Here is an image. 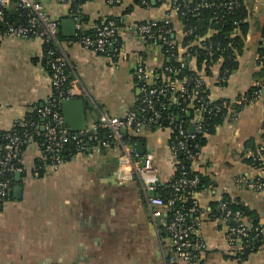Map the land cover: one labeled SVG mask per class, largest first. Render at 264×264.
Segmentation results:
<instances>
[{"label":"crops","instance_id":"obj_1","mask_svg":"<svg viewBox=\"0 0 264 264\" xmlns=\"http://www.w3.org/2000/svg\"><path fill=\"white\" fill-rule=\"evenodd\" d=\"M246 4L249 14L239 31L243 50L238 68L224 83L219 81L218 67L213 75L205 70L200 73L211 100L227 99L234 104L264 81V68L258 62L264 49V0H246ZM45 7L51 18L60 20L70 74L78 77L98 106L85 100L87 127L97 122L98 108L118 118L136 108L141 95L135 80L138 56H145L151 75L167 62L161 46L147 44L130 26L169 17L179 52H185L172 0L148 7L138 0L114 4L88 0L75 21L85 32H93L104 20H114L123 44V51L114 58L69 42L66 33L74 25L68 22L67 5L51 0ZM46 58L38 39L0 38V137L54 95ZM195 61L189 64L191 69ZM263 128L264 97L259 104L239 110L235 118L229 115L207 136L192 164L194 171L213 183L198 198L202 222L198 237L206 245L201 264H264V195L238 183L240 178L252 180L257 175L252 156L264 146ZM135 135L136 146L142 145L139 153L154 155L160 182H170L179 163L170 149L172 130L144 128ZM39 143L24 142L19 155L23 171L15 175L8 197L0 200V264H166L168 243L151 216L141 185L136 180L120 182L117 152L67 151L57 168L46 165L35 176L33 169L42 161ZM224 197L258 215L262 239L257 249L246 252L241 242L230 243L226 229L212 219L213 206ZM245 219L251 227L253 221Z\"/></svg>","mask_w":264,"mask_h":264},{"label":"built area","instance_id":"obj_2","mask_svg":"<svg viewBox=\"0 0 264 264\" xmlns=\"http://www.w3.org/2000/svg\"><path fill=\"white\" fill-rule=\"evenodd\" d=\"M51 0H0V38L16 37L22 39H38L46 48L48 63L46 66L49 80L53 88L59 89L67 85L65 90L60 91L58 97H51L45 106L36 112L41 118L40 123L21 121L14 125L2 138H0V200H5L10 194L14 178L21 173L23 168L16 163L22 145L26 140L40 139L42 151L41 160L45 166H37L33 169L34 175L38 176L41 169L49 165L57 168L64 159V151L69 145L75 146L76 153H83L90 150L102 151L113 150L118 153L120 182L136 180L142 187L148 209L155 224L160 227L164 242L168 243L166 252V264H201L200 258L206 251V245L198 237V231L202 225L199 216L190 223V213L198 212V208L185 211L184 207H177L169 218L167 215L176 205V197L164 199L154 194L160 185L159 173L154 165V155L146 153L141 155L136 143L130 142L125 137L127 131L140 132L144 128L155 126L156 129L168 128L176 132L170 143V149L175 156L180 153L185 155L186 160L193 162L200 156V146L194 144L190 147V140L195 139L197 134L203 132L205 113L201 93L207 90L202 75L196 78L186 77L171 78L166 72H172L173 68L165 67V72L159 70L151 75L146 69L145 56L137 58L135 80L140 90V101L136 106L142 115L134 109H130L122 118L113 117L98 108L97 122L87 127L84 131L72 132L64 122L61 111V103L64 100L82 99L94 103L98 107L84 86L76 76H70L67 72L70 62L66 59L60 39L58 38L59 23L51 18L46 10V3ZM68 6L69 16L73 17L71 6L78 4L81 0H54ZM110 3H119L121 0H108ZM142 6L148 7L149 0H140ZM238 5V0H234ZM178 14V8L173 7ZM82 24L76 25V33L69 42H76L82 47L92 50L95 53L117 57L123 51V44L118 42V28L114 20H104L91 34L80 35ZM140 38H143L149 45L155 46L159 39L163 38L167 48L169 59H177L181 55L176 40H170L167 35L175 37V30L171 26L170 18L162 21H146L129 27ZM183 32V31H182ZM196 59V58H194ZM261 67L264 68V55L258 58ZM185 66V65H184ZM178 73V70H175ZM220 81V79H219ZM193 82V95L189 91V85ZM264 81L253 88L249 94L241 95L235 101V105L244 108L249 105L259 104L264 97ZM163 97L173 99V102L162 101ZM196 100L198 106L194 108L195 115L191 125L181 121L180 116L176 117L177 123L170 117L169 122L164 119L162 109L166 106L178 104L180 100ZM203 106V107H202ZM228 112L231 118H235L236 111L229 106ZM219 109V107H218ZM149 114H144L145 112ZM185 111V110H184ZM189 113V112H188ZM193 132L189 133V128ZM100 129L108 132L107 139H100L97 135ZM264 132V128H263ZM206 133H204L205 135ZM88 142L95 143L89 146ZM252 165L257 175L252 180L240 178L238 183L245 184L251 190L264 195V146H260L252 156ZM43 169V170H44ZM199 178L181 176L172 186L176 192L196 188ZM198 203V202H197ZM196 204V201L194 202ZM225 200L217 202L216 212L219 216H212V219L223 225L226 229V237L230 243L241 242L247 246L250 242L249 225L241 212L231 209ZM200 215V210H199ZM195 236V237H194Z\"/></svg>","mask_w":264,"mask_h":264},{"label":"trees","instance_id":"obj_3","mask_svg":"<svg viewBox=\"0 0 264 264\" xmlns=\"http://www.w3.org/2000/svg\"><path fill=\"white\" fill-rule=\"evenodd\" d=\"M88 0H81L76 5H72V13L73 17L80 18L81 11L83 5ZM166 0H149V5L153 2H164ZM140 3V0H138ZM173 7L178 8V17L181 23V28L183 31V39L182 46L185 48V52L179 56L177 59H169L167 56V48L164 44L163 38L159 39L157 44L162 47V50L166 56L167 62L164 66L159 70L160 73L165 72V67L173 68L172 72H166V74L175 79V78H186L193 77L196 78L199 76L202 70H205L207 75H213V70L215 67L219 69V79L220 82L224 83L226 79L238 68L239 65V55L243 50V43L239 31L243 26L244 21L248 17L249 9L246 4V0H238V5L234 4V0H172ZM112 20V19H107ZM59 23V32L58 38H63L60 33V20H57ZM102 23V22H101ZM172 26V24H171ZM173 28V26H172ZM95 31V30H94ZM93 31V32H94ZM80 35L91 34V32H85L83 27L80 31ZM164 37H168V39H172L175 41V37H171V35H167ZM70 40V39H69ZM119 45L121 39L118 38ZM46 51V48H45ZM264 55V49L262 51L261 56ZM47 56V55H46ZM196 58V66L195 69H191L189 64L192 60ZM48 63V57L46 58V66ZM184 65H187V68H184ZM175 70L179 72L176 73ZM68 74L72 76L67 70ZM67 85L62 86L59 89H54L53 97H58L60 91L65 90ZM195 88L193 82L189 85V91L195 96H198L196 92L193 91ZM253 90L250 89L246 94L251 93ZM201 97L203 98L204 107L202 108L205 113V119L203 122V132L197 134L195 139L190 140L189 145L193 148L194 144H198L200 146V152L206 143L207 136L212 134L215 129L221 125L225 119L230 115L228 112V107L231 106L236 112L241 110V107L231 104L230 100L227 99H218L211 100L209 98L208 90L201 93ZM162 101L164 102H173V99L169 97H163ZM193 104L194 108L198 106L196 100L184 99L180 100L178 104H174L171 106H166L165 109H162L163 117L169 122L170 117L173 118L174 123H177L176 117L180 116L181 121L186 124V127L191 125V122L194 118V108H191L190 105ZM219 107V109H218ZM185 110V111H184ZM135 111L142 115L139 109L136 107ZM189 112V113H188ZM144 114H149V112H145ZM188 114L189 117H188ZM185 116V117H184ZM25 121L31 123H40L41 118L35 112ZM169 124H167L168 127ZM150 129L156 130L155 126H150ZM177 133L172 132V136L170 139V143L174 139ZM100 139H107L108 132L106 130L100 129L97 133ZM2 135L0 138H2ZM125 137L130 140V142L136 143L138 137H136L134 132L127 131L125 133ZM34 140L37 142L40 141L38 137H35ZM27 141V140H26ZM89 146H93L95 143L88 142ZM24 144L22 145V147ZM21 147V149H22ZM21 151V150H20ZM67 151H71L75 153V146L69 145L68 148L64 151V156L67 155ZM20 155V154H19ZM179 163L175 175L168 183H160L158 188L155 190L154 194L162 197L164 199H168L172 196L176 197V205L172 209L171 212L168 213L167 218L170 217L173 210L177 209V207L183 206L185 211H189L192 208H198V212H191L189 221L190 223L194 221L199 216V207H198V198L205 191L209 190L213 183L207 176L200 174L199 172L194 171L192 168L193 161L186 160L185 155L180 153L177 156ZM16 163H19V157L16 160ZM38 166H45L42 161L38 163ZM44 168L41 169V172ZM181 176L186 177H195L199 178V184L194 189L183 190L180 192H176L174 187L172 186ZM229 203V207L235 211L241 212L244 218H249L253 221L252 226H249L250 233V242L247 246H243V250L248 252L255 250L259 247L262 239V229L259 227V217L258 215L249 210L248 208L239 205L236 202H232L229 198H222ZM196 201V204L194 202ZM217 203L213 206L211 216H219L216 212ZM164 236V234H162ZM195 237V236H194Z\"/></svg>","mask_w":264,"mask_h":264},{"label":"water","instance_id":"obj_4","mask_svg":"<svg viewBox=\"0 0 264 264\" xmlns=\"http://www.w3.org/2000/svg\"><path fill=\"white\" fill-rule=\"evenodd\" d=\"M68 22H71L74 27L68 28L66 37L73 38L76 33V25L78 22L72 18L68 19ZM65 22H63L64 24ZM187 68V65L184 66ZM61 111L64 118L66 127L72 132L84 131L87 128L86 119H85V101L82 99H72L64 100L61 103ZM190 114H188L189 116ZM189 133L193 132V127L189 128ZM142 148L141 144H138L137 149L140 151ZM2 202V201H1Z\"/></svg>","mask_w":264,"mask_h":264}]
</instances>
